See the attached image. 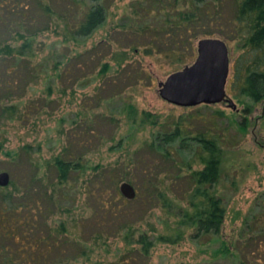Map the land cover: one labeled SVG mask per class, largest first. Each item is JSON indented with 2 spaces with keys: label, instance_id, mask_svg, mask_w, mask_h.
I'll return each mask as SVG.
<instances>
[{
  "label": "rangeland",
  "instance_id": "1",
  "mask_svg": "<svg viewBox=\"0 0 264 264\" xmlns=\"http://www.w3.org/2000/svg\"><path fill=\"white\" fill-rule=\"evenodd\" d=\"M83 1L86 5L93 3ZM98 1L106 10L100 26L87 37L72 39L66 36L62 22L55 19L37 38L41 47L34 59L33 77H25L22 71L12 76L14 84L20 86L12 93V100L18 102V113L13 120L0 125V172H6L9 180L19 184L27 182L28 174L33 172L37 176L43 172L46 175L44 161L64 147L71 153H81V162L89 167L115 166L124 179L117 182L116 195L109 190L106 197H101L110 205L104 208L106 212L91 205L93 201H86L82 181L91 175L90 169H86L74 184L75 188L61 192L60 203L69 212L59 211L52 218L53 226L64 221L72 239L91 247L90 262L116 263L131 248L142 246L135 240L139 234H145L152 243L149 252L145 256H133L130 264H264V100L251 105L245 129L238 126L243 105L231 96L228 86L226 95L235 109L226 102L213 104L212 108L204 104L179 107L167 103L158 94V83L193 62L197 40L193 55L185 65L171 63L163 55H145L142 49L133 51L128 46V33L124 35L114 27L131 11L130 6L136 0ZM64 4L61 0L54 2L56 9ZM226 13L229 14V8ZM147 22L156 21L151 18ZM209 37H218L227 43L231 71L232 60L237 55L235 41L220 33ZM102 64L107 66L100 72ZM0 80L10 81L5 73L0 75ZM127 103L133 104L139 117L146 111L159 122L196 112L210 121L214 119L212 109H220L227 116L222 125L220 178L214 187L225 208L219 234L196 236L193 228L178 224L189 189L184 176L201 167L192 161L189 152L176 154L179 166L169 169L172 181L167 183L166 193L172 201L171 208L167 210L156 200L146 199L142 190V183L147 184L143 168L151 165L154 156L143 147L153 140L159 128L150 123L132 124L124 111ZM25 145L29 160L22 163L23 155L16 158L15 154ZM170 147L175 150L173 144ZM188 160L191 169L185 165ZM166 167L169 164L159 165L152 171L160 173L162 178ZM122 181L130 183L135 196L140 197L121 196L118 185ZM108 208L115 214H108ZM123 226L131 228L134 236L131 244L122 238Z\"/></svg>",
  "mask_w": 264,
  "mask_h": 264
},
{
  "label": "trees",
  "instance_id": "2",
  "mask_svg": "<svg viewBox=\"0 0 264 264\" xmlns=\"http://www.w3.org/2000/svg\"><path fill=\"white\" fill-rule=\"evenodd\" d=\"M61 1L65 4L56 9L55 0H0V75L5 73L10 79L0 80V125L13 120L18 113V102L12 100V93L20 86L14 84L12 76L20 71L25 77L32 78L35 74L34 59L41 47L38 36L48 30L55 19L62 22L66 36L72 39L87 37L105 20V6L98 0H92L89 5L83 0ZM130 7L131 11L122 16L114 29L124 35L128 33V46L133 51L142 49L145 55H163L171 63L185 65L199 38L220 33L235 41L237 55L232 60L227 86L236 102L243 105L238 126L245 129L251 105L264 100V0H136ZM151 18L156 22L148 23ZM106 66L102 64L100 72L105 71ZM124 106L132 124L150 123L159 128L153 140L143 147L154 156L151 167L143 168L147 177V184L142 183L146 199L156 200L167 210L171 208L172 201L166 193L172 181L169 169L179 166L176 154L189 152L192 161L201 167L184 176L189 189L178 224L193 228L196 236L219 234L225 208L214 187L220 178L224 144L222 125L227 116L220 109H212L214 119L210 121L196 112L159 122L146 111L139 117L131 103ZM202 106L212 108L211 105ZM172 144L175 150L171 149ZM1 147L2 141L0 150ZM27 147L21 146L15 154L16 158L23 155L22 163L29 160L25 156ZM81 159V153H71L64 147L44 161L46 175L43 172L37 176L33 172L28 174L25 183H14L10 179L6 186L0 187V264H106L89 261L91 247L72 239L64 221L56 226L51 223L57 212H69L60 203L61 192L75 188L74 184L84 176L86 169L91 171L82 181L87 202L93 201L91 205L106 212L104 208L110 205L101 197L108 195L109 190L117 194V182L124 176L115 166L89 167ZM166 163L169 167L163 168L165 175L159 178L160 173L152 169L166 166ZM185 165L191 169L189 160ZM137 197L140 196L134 198ZM110 200L114 199L110 197ZM110 209L107 213L115 214ZM122 230L123 240L131 244L134 238L131 228L123 226ZM162 238L160 240H164ZM135 242L142 246L131 248L126 257L109 264H130L133 256L147 255L152 244L148 237L139 234ZM78 258L83 262H77Z\"/></svg>",
  "mask_w": 264,
  "mask_h": 264
},
{
  "label": "water",
  "instance_id": "3",
  "mask_svg": "<svg viewBox=\"0 0 264 264\" xmlns=\"http://www.w3.org/2000/svg\"><path fill=\"white\" fill-rule=\"evenodd\" d=\"M229 74L227 43L218 37H202L196 42V57L193 62L160 81L158 94L167 103L179 107L226 102L235 109V104L226 95ZM8 181V174L1 171L0 187L6 186ZM118 191L126 199L135 197L134 187L126 181L119 183Z\"/></svg>",
  "mask_w": 264,
  "mask_h": 264
}]
</instances>
